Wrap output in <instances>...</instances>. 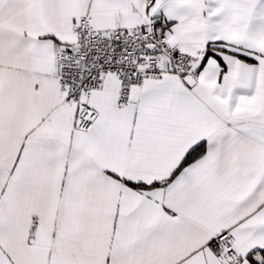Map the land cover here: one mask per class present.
<instances>
[{
    "label": "snow or ice",
    "instance_id": "obj_1",
    "mask_svg": "<svg viewBox=\"0 0 264 264\" xmlns=\"http://www.w3.org/2000/svg\"><path fill=\"white\" fill-rule=\"evenodd\" d=\"M0 264H264V0H0Z\"/></svg>",
    "mask_w": 264,
    "mask_h": 264
}]
</instances>
